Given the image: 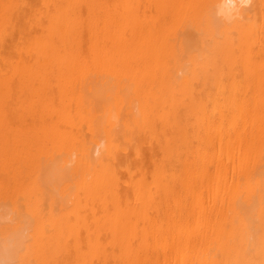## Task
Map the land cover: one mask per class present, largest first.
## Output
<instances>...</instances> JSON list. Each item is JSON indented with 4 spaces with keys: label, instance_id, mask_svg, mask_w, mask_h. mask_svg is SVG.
<instances>
[{
    "label": "bare ground",
    "instance_id": "obj_1",
    "mask_svg": "<svg viewBox=\"0 0 264 264\" xmlns=\"http://www.w3.org/2000/svg\"><path fill=\"white\" fill-rule=\"evenodd\" d=\"M0 264H264V0H0Z\"/></svg>",
    "mask_w": 264,
    "mask_h": 264
},
{
    "label": "clouds",
    "instance_id": "obj_2",
    "mask_svg": "<svg viewBox=\"0 0 264 264\" xmlns=\"http://www.w3.org/2000/svg\"><path fill=\"white\" fill-rule=\"evenodd\" d=\"M229 7L239 10V8L248 7L251 3V0H227Z\"/></svg>",
    "mask_w": 264,
    "mask_h": 264
}]
</instances>
